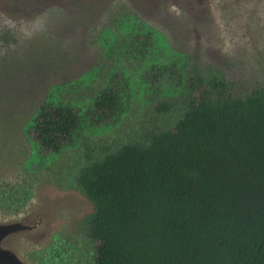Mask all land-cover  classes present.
Here are the masks:
<instances>
[{"label":"rangeland","instance_id":"1","mask_svg":"<svg viewBox=\"0 0 264 264\" xmlns=\"http://www.w3.org/2000/svg\"><path fill=\"white\" fill-rule=\"evenodd\" d=\"M128 12L167 38L164 55L135 60L110 46L107 28L122 38L113 20ZM175 63L183 84L184 68L198 67L224 75L239 96L264 86V0H0V264H95L79 170L174 127L184 89L160 90L147 74ZM115 85L126 90L120 119L32 164L26 126L50 95L85 112ZM162 101L175 109L158 112Z\"/></svg>","mask_w":264,"mask_h":264},{"label":"trees","instance_id":"2","mask_svg":"<svg viewBox=\"0 0 264 264\" xmlns=\"http://www.w3.org/2000/svg\"><path fill=\"white\" fill-rule=\"evenodd\" d=\"M113 23L122 38L107 28L110 46L135 60L169 49L136 14ZM181 71L175 63L147 74L160 90L184 89L174 127L79 170L77 186L93 204L87 235L95 264H264V86L239 96L220 73L197 67L186 75L184 68L183 84ZM125 91L105 88L85 112L50 95L26 126L32 164L41 168L84 130L120 119ZM175 107L162 101L156 110Z\"/></svg>","mask_w":264,"mask_h":264}]
</instances>
